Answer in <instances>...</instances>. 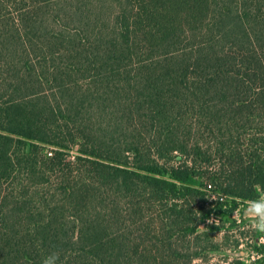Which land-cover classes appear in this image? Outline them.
I'll use <instances>...</instances> for the list:
<instances>
[{
  "label": "trees",
  "instance_id": "obj_1",
  "mask_svg": "<svg viewBox=\"0 0 264 264\" xmlns=\"http://www.w3.org/2000/svg\"><path fill=\"white\" fill-rule=\"evenodd\" d=\"M262 196L264 0H0V264H208Z\"/></svg>",
  "mask_w": 264,
  "mask_h": 264
},
{
  "label": "rangeland",
  "instance_id": "obj_2",
  "mask_svg": "<svg viewBox=\"0 0 264 264\" xmlns=\"http://www.w3.org/2000/svg\"><path fill=\"white\" fill-rule=\"evenodd\" d=\"M13 4L7 3L4 12L8 15H14ZM58 27V25H52ZM55 31L54 30H51ZM60 101L63 100L60 96ZM102 118L105 116L102 115ZM94 119L98 116L94 114ZM52 147L46 146L44 152L50 154ZM77 154V148H73L69 153V159H74ZM47 186L44 188L46 189ZM47 190V189H46ZM206 223L217 224L219 228L215 231L216 242L220 250L205 254L199 262L208 264H237V261H243V264H264V253L257 251L256 246L264 244V196L255 202L241 204L230 215H223L219 211H214L206 218L205 224L200 227L206 229ZM244 231L245 235L242 233ZM256 245V246H255Z\"/></svg>",
  "mask_w": 264,
  "mask_h": 264
},
{
  "label": "clouds",
  "instance_id": "obj_3",
  "mask_svg": "<svg viewBox=\"0 0 264 264\" xmlns=\"http://www.w3.org/2000/svg\"><path fill=\"white\" fill-rule=\"evenodd\" d=\"M54 258H56V257L54 256Z\"/></svg>",
  "mask_w": 264,
  "mask_h": 264
}]
</instances>
